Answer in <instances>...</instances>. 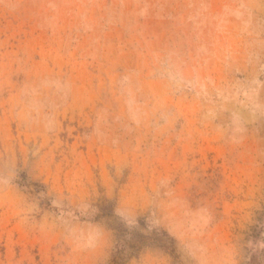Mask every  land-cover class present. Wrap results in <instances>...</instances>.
Segmentation results:
<instances>
[{
  "label": "rangeland",
  "instance_id": "obj_1",
  "mask_svg": "<svg viewBox=\"0 0 264 264\" xmlns=\"http://www.w3.org/2000/svg\"><path fill=\"white\" fill-rule=\"evenodd\" d=\"M139 219L127 264H264V0H0V264Z\"/></svg>",
  "mask_w": 264,
  "mask_h": 264
},
{
  "label": "trees",
  "instance_id": "obj_2",
  "mask_svg": "<svg viewBox=\"0 0 264 264\" xmlns=\"http://www.w3.org/2000/svg\"><path fill=\"white\" fill-rule=\"evenodd\" d=\"M111 216L114 213H111ZM119 220V219H118ZM147 227L148 225L145 223V219H139L137 221V225L129 226L124 222L119 221L116 225V230L118 232L117 235V246L115 248V253L113 255V264H127L132 257H136L139 255V245L136 243V232L137 229L140 227ZM262 227V231H264V226ZM263 253L255 252L251 257V261L255 260V256L257 258H262L264 261ZM259 255V256H258ZM261 260V259H260Z\"/></svg>",
  "mask_w": 264,
  "mask_h": 264
}]
</instances>
